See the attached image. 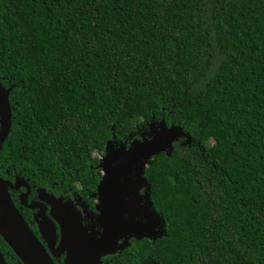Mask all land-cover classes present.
Here are the masks:
<instances>
[{
	"label": "trees",
	"instance_id": "trees-1",
	"mask_svg": "<svg viewBox=\"0 0 264 264\" xmlns=\"http://www.w3.org/2000/svg\"><path fill=\"white\" fill-rule=\"evenodd\" d=\"M0 82V177L80 199L95 231L93 154L163 118L190 135L145 168L163 237L103 264H264V0H0Z\"/></svg>",
	"mask_w": 264,
	"mask_h": 264
},
{
	"label": "water",
	"instance_id": "water-1",
	"mask_svg": "<svg viewBox=\"0 0 264 264\" xmlns=\"http://www.w3.org/2000/svg\"><path fill=\"white\" fill-rule=\"evenodd\" d=\"M11 89H5L0 82V151L6 142L12 127ZM155 125L154 123L150 126ZM156 132L150 137L142 135L129 145L117 144L111 140L106 145L105 156L99 165L103 177L95 196L99 198L97 206L100 212L97 218L100 231L87 227L73 206L61 198L49 194L45 189L39 191L41 202H27L31 193L30 185L24 178L14 183L0 177V237L9 245L22 264H56L54 258L67 255L65 264H102V259L115 255L132 238L157 240L165 234L164 220L154 210L147 189L139 195L143 184L137 187L139 170L150 163L155 156L170 154L179 139H192L181 126H168L165 118L155 125ZM25 188L21 195L22 204L30 210H38V218L43 223L41 231L48 235L47 250L14 203L10 191ZM146 201L141 206L139 201ZM143 203V202H142ZM48 205L52 218L47 216ZM136 218V219H135ZM135 219V220H134ZM61 227V244L58 242L57 224ZM0 264H8L0 250Z\"/></svg>",
	"mask_w": 264,
	"mask_h": 264
},
{
	"label": "flooded vegetation",
	"instance_id": "flooded-vegetation-1",
	"mask_svg": "<svg viewBox=\"0 0 264 264\" xmlns=\"http://www.w3.org/2000/svg\"><path fill=\"white\" fill-rule=\"evenodd\" d=\"M100 154V153H99ZM105 156V155H104ZM104 156L103 155H101V159H99V161H98V166H97V170L99 171V174H100V176H101V179L99 180V182H98V184H97V187H98V185H99V183H100V181L102 180V177H103V170L101 169V168H99V165L101 164V161H102V159L104 158ZM17 178H20V177H17ZM16 178V179H17ZM8 181H10V180H8ZM12 182V181H11ZM15 182V181H14ZM14 182H12V183H14ZM30 188H31V186H30ZM24 189V190H23ZM80 189H82V188H80ZM40 190H43V189H40ZM39 190V191H40ZM145 188H142L141 190H140V192H139V195H141V196H143V193H145ZM32 191V190H31ZM39 191H38V196L36 197H32L31 198V193H30V195H29V197H28V199H27V202L28 203H31V202H33V201H38V202H41V199H40V197H39ZM16 193L15 194V198H16V200H17V203H19V205H20V207H18L17 205V208L19 209V210H23V211H25L24 213L25 214H27L28 215V217L30 218V216L32 217V219H31V222H30V224H31V226L33 227L32 228V231L35 233V235L38 237V239L41 241V243L44 245V247L47 249V250H49V244H48V242H47V239H46V237L48 238V235L46 234V235H44L43 233H42V231H41V225H42V223H43V221L40 219V218H38V210H30V209H28L27 207H25L23 204H22V202H21V195H23V194H25L26 193V189L25 188H20L18 191H10V194L11 193ZM47 192V191H46ZM47 193H49V192H47ZM96 193H97V190H96V192L95 193H92L91 194V197L92 198H94V202H95V209H97V206H98V204H99V198H98V196H95L94 197V195H96ZM49 194H52V193H49ZM54 195V194H53ZM55 196V195H54ZM58 198V197H57ZM76 200V204H77V206H78V208H79V210H80V212L81 213H79V212H77V211H75V210H77L72 204H70V205H72L73 206V209H74V212L75 213H77V214H79L80 215V217H81V220L83 221V223L87 226V227H90V229H92V230H94L95 228H94V223L93 222H95V219H94V217H92L93 216V214H94V212L92 211V210H90V211H88V209L85 207V203H83V201H81L80 199H75ZM64 201V200H63ZM142 202H144L143 201V199H142ZM68 204V203H67ZM26 211H31V214H29L28 212H26ZM21 212V211H20ZM99 212V211H98ZM22 214V213H21ZM99 214H100V212H99ZM23 215V214H22ZM30 215V216H29ZM47 216L48 217H50V218H52V210H51V208L49 207V205H48V209H47ZM24 217V216H23ZM34 218H36L37 220H35ZM136 219V218H135ZM134 219V220H135ZM56 224H57V234H58V242H57V244H56V248L61 244V235H62V230H61V227H60V225L56 222ZM100 228V227H99ZM120 251V250H119ZM118 251V252H119ZM117 252V253H118ZM116 253V254H117ZM115 254V255H116ZM111 256H113V255H111ZM66 257H67V255H66V253L65 254H62L60 257H58V258H54V259H57V260H61V259H64V260H66ZM107 257H109V256H107ZM104 258H106V257H104ZM103 258V259H104ZM103 259H102V264H103Z\"/></svg>",
	"mask_w": 264,
	"mask_h": 264
},
{
	"label": "rangeland",
	"instance_id": "rangeland-1",
	"mask_svg": "<svg viewBox=\"0 0 264 264\" xmlns=\"http://www.w3.org/2000/svg\"><path fill=\"white\" fill-rule=\"evenodd\" d=\"M157 129H158V127L155 126V125L150 126L149 130L145 133V137H150L151 135H153V134L156 132ZM103 156H104V155H103ZM93 157H95V158H97V160H99V159H101V154H99L98 152H95V153L93 154ZM145 166H146V165L142 166L141 169L139 170L138 179H137V182H136L137 187H138L140 184L145 183L144 176H142V174H143L142 171H143V169H144ZM143 185H144V184H143ZM143 188L147 189V186L144 185ZM145 191H146V190H145ZM143 195H144V193H143ZM139 203H140L141 206H145V205H146V201L143 202V203H142L141 201H139Z\"/></svg>",
	"mask_w": 264,
	"mask_h": 264
}]
</instances>
